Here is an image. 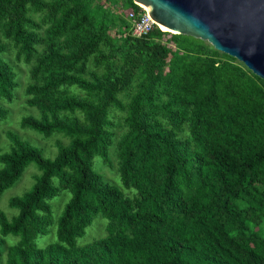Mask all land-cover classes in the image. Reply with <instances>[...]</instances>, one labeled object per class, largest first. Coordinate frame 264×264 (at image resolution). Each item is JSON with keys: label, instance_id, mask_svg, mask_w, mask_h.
I'll list each match as a JSON object with an SVG mask.
<instances>
[{"label": "trees", "instance_id": "obj_1", "mask_svg": "<svg viewBox=\"0 0 264 264\" xmlns=\"http://www.w3.org/2000/svg\"><path fill=\"white\" fill-rule=\"evenodd\" d=\"M112 23L99 0H0V98L17 86L8 41L35 60L38 79L25 90L38 117L20 125L68 139L50 158L6 133L0 198L29 165L39 174L8 201L15 214L0 211V264H264V80L193 37L158 28L133 37L125 18L116 38ZM72 86L85 96L66 94ZM7 114L0 106V121ZM62 191L70 197L56 219L49 202ZM98 218L105 236L79 245ZM53 227L55 242L39 246Z\"/></svg>", "mask_w": 264, "mask_h": 264}, {"label": "rangeland", "instance_id": "obj_2", "mask_svg": "<svg viewBox=\"0 0 264 264\" xmlns=\"http://www.w3.org/2000/svg\"><path fill=\"white\" fill-rule=\"evenodd\" d=\"M101 5L104 7V9L112 16V20L114 23L113 25H120V27H113L111 31V36L116 37V31H121L123 35H126V31L124 30L123 22L125 21V13L128 10V8L125 6L126 2L125 0H99ZM32 15V14H30ZM33 19L37 22L41 19V15L33 14ZM118 20V21H117ZM173 35V34H171ZM195 39V38H194ZM168 47L171 48V50L176 51V45L173 43L172 37L170 35H165L162 39ZM195 41L198 42V44L201 46L200 50H208V53H212V51L218 52V56H220V59H226L222 56V54L217 50H215L208 42L202 41L200 39H196ZM4 44L6 45V50L4 51L3 57L8 62V64L12 67L14 70L16 77L15 81L17 83V86L13 90V98L11 101H6L4 99L0 98V106L4 107L8 114L5 120L0 121V153L5 152L7 150V147L10 145L9 140L6 137V133L12 132L15 133L17 136H19L22 140H26L32 144H35L36 146L40 147L43 150V153L47 157H54L56 154V143L60 142L62 144H66L68 142L67 138H63L60 134H53L50 137H45L43 135H40L36 132H34L31 129L24 128L20 125V121L23 117L32 116L34 118L38 117V112L35 108L29 107L26 104V101L30 96L25 95L26 88L33 83H36L38 79L33 80L31 78V68L34 66L35 60H32L31 62H25L21 58L16 57V49L11 46L8 41H4ZM37 51L40 53H37L36 56L41 55L44 52V45L42 43L37 44L36 46ZM226 55V54H225ZM217 56V57H218ZM228 56V55H227ZM230 62H233L234 64L241 62L237 61L236 59L234 61L228 60ZM89 70L90 74L97 75V72L100 73L97 69L92 67V64H89ZM97 71V72H96ZM251 72V71H250ZM92 74V75H93ZM89 77L92 78V76ZM66 94L72 95V96H78V97H84L85 92H83L80 89H77L76 87H68L65 88ZM118 100L123 106L127 104L128 98L125 96V94H121L118 97ZM115 117L118 118L114 120L116 124V130H117V137L120 134L121 130L120 126L123 124V111H121L119 108H114ZM99 161V158L95 159V167L96 163ZM112 161L114 164L115 158L112 156ZM96 169H99L100 173L104 176L107 180H116L115 172L110 171L106 166H103V164L99 163V166H97ZM38 169L35 167V165L31 164L29 165L26 170L24 171L21 179L15 184L12 188L9 190H6L3 195L0 198V211L7 214L8 217L15 214L14 210H11L8 207V201L12 197L16 196H22L26 191H28L31 186L33 185V177L35 175H38ZM70 194L67 191H62L58 196L53 198L49 203L51 205V209L53 211L54 217L57 219L59 215L61 214L65 204L69 200ZM97 220L92 227H89L84 236L79 238L77 240L79 245H86L88 243H91L95 240H98L100 238H103L105 236L104 234V222L106 223L105 219ZM8 244H12L16 241L15 238L8 236L6 238ZM56 240L55 235V227H53V232L48 234L47 236L41 237L38 240L39 246H45L49 243H53Z\"/></svg>", "mask_w": 264, "mask_h": 264}, {"label": "water", "instance_id": "obj_3", "mask_svg": "<svg viewBox=\"0 0 264 264\" xmlns=\"http://www.w3.org/2000/svg\"><path fill=\"white\" fill-rule=\"evenodd\" d=\"M159 30L208 42L264 80V0H132Z\"/></svg>", "mask_w": 264, "mask_h": 264}, {"label": "built area", "instance_id": "obj_4", "mask_svg": "<svg viewBox=\"0 0 264 264\" xmlns=\"http://www.w3.org/2000/svg\"><path fill=\"white\" fill-rule=\"evenodd\" d=\"M133 3L138 9H128L125 13L126 20L131 23V36L138 38L149 34L155 28L160 29L145 8L135 2Z\"/></svg>", "mask_w": 264, "mask_h": 264}]
</instances>
